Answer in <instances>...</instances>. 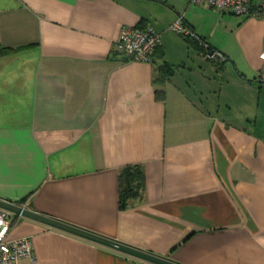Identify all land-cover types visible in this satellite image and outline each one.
<instances>
[{
  "label": "crops",
  "instance_id": "obj_1",
  "mask_svg": "<svg viewBox=\"0 0 264 264\" xmlns=\"http://www.w3.org/2000/svg\"><path fill=\"white\" fill-rule=\"evenodd\" d=\"M178 17L222 67L169 30ZM123 27L159 35L150 64L115 52ZM0 47L1 200L176 264H264V18L188 0H0ZM132 165L144 202L122 211ZM10 224L35 264H144Z\"/></svg>",
  "mask_w": 264,
  "mask_h": 264
},
{
  "label": "built area",
  "instance_id": "obj_2",
  "mask_svg": "<svg viewBox=\"0 0 264 264\" xmlns=\"http://www.w3.org/2000/svg\"><path fill=\"white\" fill-rule=\"evenodd\" d=\"M188 4L213 10L220 15H231L237 18L251 15L264 18V0H188ZM169 30L198 45L199 54L216 66L221 67L226 62L224 55L212 49L196 35L185 24L182 17H178L170 25ZM159 38V35L150 27H123L114 50L131 62L150 64L160 44ZM10 216L9 213L0 210V264H19L21 261L35 264L37 259L29 239L7 240L11 229Z\"/></svg>",
  "mask_w": 264,
  "mask_h": 264
},
{
  "label": "water",
  "instance_id": "obj_3",
  "mask_svg": "<svg viewBox=\"0 0 264 264\" xmlns=\"http://www.w3.org/2000/svg\"><path fill=\"white\" fill-rule=\"evenodd\" d=\"M0 210L7 212L10 215L37 222L49 228L67 233L69 235H73L75 237L81 238L83 240L89 241L99 246L108 248L110 250L131 257L144 264H176L167 259L155 255H151L149 253L128 247L126 245H122L115 241L100 237L98 235L80 230L65 223L48 218L44 215L35 213L33 211L26 209L25 207H23L18 203L4 201L0 199Z\"/></svg>",
  "mask_w": 264,
  "mask_h": 264
},
{
  "label": "trees",
  "instance_id": "obj_4",
  "mask_svg": "<svg viewBox=\"0 0 264 264\" xmlns=\"http://www.w3.org/2000/svg\"><path fill=\"white\" fill-rule=\"evenodd\" d=\"M187 41L192 42L190 40ZM193 44L197 47L198 52H200L199 47L195 43ZM157 50L158 48L156 49L155 54L157 53ZM9 51L10 50L2 49L0 47V56ZM163 73L166 76V73ZM164 98L165 95L163 92L156 93V100L163 102ZM145 189L146 178L142 166L132 165L123 168L118 174L119 209L125 211L141 205L144 202Z\"/></svg>",
  "mask_w": 264,
  "mask_h": 264
}]
</instances>
